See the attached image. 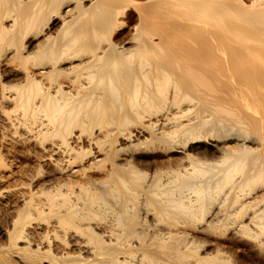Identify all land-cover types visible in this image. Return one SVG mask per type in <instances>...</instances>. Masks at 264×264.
Masks as SVG:
<instances>
[{
    "label": "bare ground",
    "instance_id": "obj_1",
    "mask_svg": "<svg viewBox=\"0 0 264 264\" xmlns=\"http://www.w3.org/2000/svg\"><path fill=\"white\" fill-rule=\"evenodd\" d=\"M0 127V264H264V0H0Z\"/></svg>",
    "mask_w": 264,
    "mask_h": 264
},
{
    "label": "rangeland",
    "instance_id": "obj_2",
    "mask_svg": "<svg viewBox=\"0 0 264 264\" xmlns=\"http://www.w3.org/2000/svg\"><path fill=\"white\" fill-rule=\"evenodd\" d=\"M0 129H1V127H0ZM1 131H2V130H0V134H1V135H0V139H1V140H0V143H1V144H4V142H5V145L11 144V143H8L9 140L7 141V138H8V137H2V136H3V134H2L3 131H2V132H1ZM3 138H5V139H4V141L2 142ZM6 141H7V143H6ZM17 144H18V146H17ZM15 145H16V148L18 147L17 149H21L20 146H19V145H21L20 143H16ZM30 145H32L31 147L33 148V150H34V149L36 150L37 147H35V145H33V144H31V143H30ZM22 146H25V147L27 148V145L22 144L21 147H22ZM33 146H34V147H33ZM23 148H24V147H23ZM29 157H32V156H29ZM10 158H12V160H13V161H12V165H13V166L11 165V167H7V168H4V169L2 170V173H3V174L1 173L0 176H1L3 179L1 180V177H0V188H1V185H2V187L6 186L8 182H9L8 184H10L11 182L13 183V180H12V179H14L17 175H19V177H20V175H21V172H17V171H19L18 167L22 165V164H20V163H21L20 160H19V159L15 160L16 158L12 157L11 155H10ZM32 158H33V157H32ZM27 160H28V161H31V158H27ZM16 161H18V162L15 163ZM19 162H20V163H19ZM13 163H14V164H13ZM18 163H19V164H18ZM31 163H32V161H31ZM23 166H24V164L22 165V167H23ZM11 169H12L13 171H12ZM16 169H17V170H16ZM22 169H23V168H22ZM9 171H10V172H9ZM14 171L17 172V173H16V176H14V174H15ZM7 172H8V173H7ZM12 172H13L14 174L11 175ZM4 173H5L7 176H8V175H9V176L7 177ZM18 173H19V174H18ZM2 175H3L4 177H3ZM13 176H14V178H13ZM25 177H26V176H25ZM17 178H18V176H17ZM7 180H8V182H7ZM16 180L19 181V178L16 179ZM18 181H15V179H14V183H16V182H18ZM12 183H11V184H12ZM3 185H4V186H3ZM0 199H1V198H0ZM0 208H2V207H0ZM3 209H4V208L0 209V212H1V213H0V216L3 215V214H2ZM4 210H5V212H6V209H4ZM10 210H11V209H10ZM10 210H9V212H8V210H7V212H6L2 217H0V220H1V221H0V225H1V227H2V230H1V228H0V240H1V237L3 238L2 240H5V239H6V238H4V236L6 237V234L4 233V229H3V228L6 227V224H8V220L10 219V216H8V215H10ZM3 213H4V211H3ZM7 213H8V215H7ZM6 215H7V216H6ZM8 217H9V218H8ZM3 218H4V219L6 218V219L3 220ZM2 220H3L4 222H2ZM5 221H6V222H5ZM3 223H4V225L2 226ZM2 232H3V233H2ZM2 235H3V236H2Z\"/></svg>",
    "mask_w": 264,
    "mask_h": 264
}]
</instances>
